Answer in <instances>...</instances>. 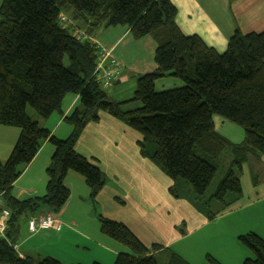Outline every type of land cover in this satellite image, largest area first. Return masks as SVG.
<instances>
[{"label":"trees","instance_id":"16d2710c","mask_svg":"<svg viewBox=\"0 0 264 264\" xmlns=\"http://www.w3.org/2000/svg\"><path fill=\"white\" fill-rule=\"evenodd\" d=\"M62 14L70 26H63ZM175 17L169 0H1L0 126L18 129V137L5 161L0 160V194L10 214L6 238L0 239V264H61L49 257L18 255L13 248L18 220L40 209L58 214L69 198L64 185L68 173L83 179L94 204L106 179L74 148L86 124L98 121L100 113L137 132L140 156L169 178V194L206 219L241 198V165L248 156L264 155V30L242 34L236 29L219 54L199 37L182 34ZM115 26L127 28L134 40L149 37L155 44L156 68L138 78L132 97L140 107L127 112L94 76L99 48L89 35L99 27ZM74 30L88 39L75 38ZM164 77L179 80L181 86L155 91V81ZM69 94L78 96L79 106L62 119L71 127L65 139L27 116V108L44 120L61 113ZM213 116L240 127L242 142L232 144L216 133ZM43 142L53 148L45 192L17 199L12 186ZM224 149L228 157L221 155ZM218 171L219 182L206 195ZM96 219L100 232L124 248L113 264H158L152 253L159 246L147 248L123 224L100 214ZM237 241L251 254L241 264H264L262 238L250 232ZM165 264L189 263L171 253ZM204 264L220 263L207 255Z\"/></svg>","mask_w":264,"mask_h":264},{"label":"crops","instance_id":"0c3cea01","mask_svg":"<svg viewBox=\"0 0 264 264\" xmlns=\"http://www.w3.org/2000/svg\"><path fill=\"white\" fill-rule=\"evenodd\" d=\"M169 1L176 8L175 23L182 34L199 37L219 54L225 51L228 39L236 29L242 34L264 30V0L231 3L228 0ZM73 24L80 27L78 23ZM89 39L100 50L110 51L122 67L118 82L107 91L108 96L124 112L139 108L140 103L132 101V97L138 78L156 68L154 42L149 37L134 40L122 26L99 27ZM176 84L178 82L173 78L164 77L155 81L154 89L165 91L163 88ZM156 85L160 87L156 89ZM78 103L77 95H66L61 103V113L43 127L55 135L63 117L77 108ZM225 121L218 116L212 117L215 132L232 144L241 143L243 131ZM17 137L18 131L15 140ZM140 140L137 132L105 113L99 114L98 121L87 123L74 149L98 167L106 177L105 185L92 204L82 178L68 173L64 185L69 190V198L54 215L59 229L29 232L26 226L22 242L16 247L18 255L21 258L49 257L61 264H113L124 248L100 232L96 219L100 214L123 224L145 247L159 246L152 253L156 258L171 249L189 264H204L207 255L220 264H241L251 257L237 237L252 232L264 240V155L248 156L241 165L239 176L241 198L208 220L188 202L174 199L169 194L171 181L140 156ZM49 145L42 143L13 184L11 192L15 189V198L42 196L37 194H41V186L44 188L46 183L45 169L53 151ZM39 163H42L40 169ZM34 166L38 175L33 177V182H38V189L31 183L28 189L17 187V181L27 177ZM43 213L47 211L42 209L40 214Z\"/></svg>","mask_w":264,"mask_h":264},{"label":"rangeland","instance_id":"374dc122","mask_svg":"<svg viewBox=\"0 0 264 264\" xmlns=\"http://www.w3.org/2000/svg\"><path fill=\"white\" fill-rule=\"evenodd\" d=\"M1 2V0H0ZM63 18L64 19V22L63 23H66L68 24V26H70V22L68 21L69 18L66 16V15H63ZM90 37V35H89ZM90 40V39H89ZM91 41V40H90ZM92 42V41H91ZM95 44V43H94ZM96 45V44H95ZM102 50V49H101ZM100 51V49H99ZM105 52H109L110 55H111V52L110 51H105ZM98 56H99V53H98ZM64 64H67V60L65 59L64 60ZM119 80V79H118ZM175 82H178V84H176V86H173V85H168L166 88H163V89H172V88H177V87H180L181 85V82L177 79H174ZM156 89H158V87L160 86H157L156 85ZM161 89V88H160ZM77 106H79V103L77 104ZM26 113H27V116L32 120V121H37L39 123V125L41 126H44L45 124H50L52 121H54V119H56V114L57 113H53L48 119L44 120V119H41L38 115H36L30 108H27L26 109ZM227 124H230L231 126H233L234 128H236V130H240L241 132L243 131L240 127L228 122V121H225ZM71 131V127L65 123V122H62V124L60 125V128L58 129V131L55 133V137L57 139H65L67 137V135H69L70 131ZM18 131V129L16 128H11V127H3V126H0V160L1 161H5V159L7 158V156L9 155L14 143H15V133ZM65 131V132H64ZM67 132V134H66ZM69 132V133H68ZM239 132V131H238ZM244 134V133H243ZM51 146V145H49ZM5 151V152H4ZM8 151V152H7ZM6 156H5V154ZM8 153V154H7ZM228 151L227 150H223L222 151V156H225V157H228ZM4 155V156H3ZM224 161V158L222 160V162ZM224 163V162H223ZM40 167H42V163L40 164L39 163V169ZM37 170L34 166L33 170L31 173H29L27 175V177L23 178L22 180L20 181H17V187H21L23 189H28L31 184H33V187L36 189H38V187L40 186L38 184V182L36 181L35 183L33 182L34 181V176H37ZM41 174H42V169L40 170ZM72 174H75V173H72ZM221 177V173L218 171L215 175V177L213 178L209 188H208V191L206 193V195H210L213 190L215 189L216 185L218 184L219 182V179ZM106 178V177H105ZM83 180V179H82ZM31 183V184H30ZM42 184V182H41ZM45 192V187L42 188L41 186V190H40V193L41 194H37L38 196L39 195H43ZM12 195L15 194V189L12 190L11 192ZM28 197V196H26ZM25 197V198H26ZM23 199V198H20V200ZM214 208L213 205H210L209 207V210L212 211ZM42 212V209H40L36 214L34 215H24V216H21L18 220V240H17V244H16V247H18L17 245H19L21 242H22V239L24 237V233H25V230H26V226H27V221L32 218V217H36L38 216L40 213ZM175 248V247H174ZM173 250V249H171ZM168 251L167 254H163L161 256H159L157 258V261H158V264H165L166 261V257H168L171 253H176V252H173V251ZM126 251V249H125ZM178 252V251H177ZM177 254V253H176ZM193 264H198V262H192ZM202 263H205L204 261Z\"/></svg>","mask_w":264,"mask_h":264},{"label":"built area","instance_id":"2783aa9c","mask_svg":"<svg viewBox=\"0 0 264 264\" xmlns=\"http://www.w3.org/2000/svg\"><path fill=\"white\" fill-rule=\"evenodd\" d=\"M63 16L60 15V20L64 27L68 24L64 22ZM72 35L77 39H88V37L79 30H74ZM122 73L121 65L110 55L109 52L99 51V56L94 69L95 81H97L103 89H110L120 78ZM9 211L5 208L0 194V239L6 238L8 230ZM59 224L53 214L43 213L36 217H32L27 221V229L29 232L36 230L59 229ZM16 249V245L14 247Z\"/></svg>","mask_w":264,"mask_h":264}]
</instances>
